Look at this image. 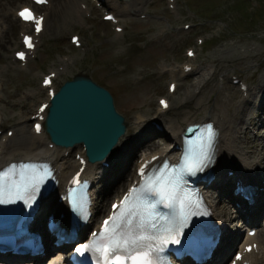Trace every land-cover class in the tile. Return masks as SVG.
<instances>
[{"label":"rangeland","instance_id":"374dc122","mask_svg":"<svg viewBox=\"0 0 264 264\" xmlns=\"http://www.w3.org/2000/svg\"><path fill=\"white\" fill-rule=\"evenodd\" d=\"M142 1V4L135 5L140 10L138 13L121 18L118 25L124 27L125 32L120 35L114 25L103 20L105 11L93 6L90 0L88 3L93 6V10L81 16H78L74 0H56L47 19L46 31L41 36L40 47L35 53L39 59L35 62L31 59L27 67L19 66L13 56L14 51L21 46L22 27L14 24V21L12 26L8 22L9 31L0 42V74L6 82L8 96L4 101L0 100L2 127L15 131L18 140L25 142L29 138L31 123L25 128L19 118L34 113L39 103L47 99L40 83L42 75L51 70L58 72L55 80L57 86L77 75H85L110 90L116 109L125 117L128 126L119 152L122 146L127 150L131 145L133 148V138L143 135V132L147 134L146 141L151 140L149 146L152 143L168 146L165 130L169 125L178 121L185 125L187 119L200 120L216 102L225 101L226 98L232 101L230 113L234 115L236 106L244 99L239 86L232 83V76L257 86L260 74L264 73V0H177V4H174L175 13L168 0ZM65 2L71 5L64 9ZM123 3L133 6V0ZM5 4L6 1L1 0L0 17L9 12L11 19H14L12 11H16L19 6L4 7L7 6ZM61 10L63 14L58 22ZM144 15L147 20L141 19ZM163 20L170 22L164 23ZM185 25L190 28L185 29ZM72 34L81 36L82 48L72 46L69 40ZM201 40H204V44L198 46ZM189 48L195 49L196 59L190 60L186 56ZM249 52L256 53L259 58L251 59ZM190 62L200 71L184 77L180 68ZM176 66L179 67L176 78L166 79L164 75L169 71L165 73L162 68L168 70ZM259 67L262 70L253 77ZM59 69L62 71L59 72ZM170 81H175L179 86L173 97H169L167 91ZM200 82L203 85L199 88ZM250 96L251 110L239 125V131L240 136L245 137L243 129L247 128V142L252 144L264 136V127L255 124L256 98L252 94ZM159 97H166L171 102L170 111L160 119L156 113ZM140 114L146 120L142 126L137 124ZM155 123L160 124L159 131L162 133L154 134L145 130L156 128ZM22 128L24 132L18 133ZM138 139L141 137L135 140ZM14 146L10 143L9 149ZM241 147L245 148V153L250 154L252 151L245 147V143ZM158 149L141 146L133 163L142 154L154 153ZM255 159L257 161L252 156L249 162ZM133 163L128 172L135 170ZM262 169L264 164L259 168ZM106 176L111 178L112 173ZM134 178L133 173L127 178L126 184H130ZM102 187L100 183L98 188L101 190ZM125 189L122 188L118 195L104 191L98 201L100 209L104 203L109 205L116 196L120 197ZM208 192L213 196L211 199L217 212L222 214L218 193L214 189ZM226 220L230 222V219ZM240 222L237 221L238 225Z\"/></svg>","mask_w":264,"mask_h":264},{"label":"bare ground","instance_id":"6f19581e","mask_svg":"<svg viewBox=\"0 0 264 264\" xmlns=\"http://www.w3.org/2000/svg\"><path fill=\"white\" fill-rule=\"evenodd\" d=\"M5 1V5L7 6L4 7H12L13 5L19 6L21 9L26 6L24 5V1L26 0ZM133 3V6H121L119 0H105L104 6L109 10L107 14L114 13L116 18L118 19L124 15L138 12V9L134 7L136 4H142L143 1L134 0ZM64 4V9L67 8V5H71L70 3L67 4L66 2ZM80 4L81 1L77 0L78 7L82 9L83 7ZM61 14H63L62 10L58 16V22H60L59 19L61 17ZM7 15H9V18H7ZM7 15L5 13V15L0 18V23L2 25L3 32H5L6 24L9 22L12 26L13 22V19H11V15L9 12L7 13ZM45 30L46 28L44 29V31ZM249 54H251V59L253 60L259 58L256 53L249 52L248 56ZM187 66L192 65H185L182 69L183 73L185 72ZM261 70L262 69L259 67V72L254 71L253 77H255L257 73H260ZM170 72L171 77L175 78L174 73L176 72V70L173 68L170 70ZM260 77L261 79L257 81L258 84L256 88L248 87L247 90L243 91V93L249 94V92L253 91L254 95L259 97L257 102L258 105L255 104V108H257L255 124H261V126L264 127V73H261ZM198 85V87L200 88L203 85V82L198 83ZM2 88V98H8L6 94L7 89L5 88L4 83L2 84ZM11 97L12 95L10 96V98ZM44 103L45 102L40 103L38 107L40 108ZM231 103L232 101L228 100L227 98L225 99V101L223 100L216 102L215 105L211 107L200 120L187 119L186 124L189 125L193 123H202L210 121L216 124V127L219 131L216 163L214 166V170L217 176L219 177V181L214 182L212 184V186H214L215 188H219L217 192H220L222 196L221 199H223L222 201H224L221 202L222 204L220 205L223 212V218L219 219L216 215L218 224H220L224 228L225 232L224 242L222 246L223 249H220L219 259H225V257L229 253H231L234 248H236V238L242 236V233H240L242 231V227L241 229H236L233 233L232 226H235L238 218H243L244 220H248L250 226H254V228H257V226L259 227V232L257 236L253 238H250L248 236L244 237L246 241L257 240L259 242V251L257 253H251L247 257L250 258L252 264H264V224L263 221H261L260 219V217L264 215V169H262L261 171L259 170L262 164H264V136L259 139L260 141H253L251 144L247 142L248 129L245 128L243 129L245 137H241L239 125L244 122L246 116L249 114V111L251 110V101L248 99H244L241 103H239V105H237L235 108L234 115H231L230 113V107H232ZM159 112L161 114H164L166 111H164L160 107ZM34 114H36V112L31 115L21 116L19 118V122L24 123V127H28V124L29 122H31L32 116ZM138 121L140 123H143L144 116H139ZM185 129L186 125L182 124L179 121L176 122V124L174 123L169 125L166 128V133L169 135L171 141L169 145L165 147H161L158 143H152L150 146H148L151 143V140L146 141L145 136L147 134L144 133L141 136L137 135L135 136V138H133L134 147L132 148L131 145V147H129L128 149V156L127 154H125V156L124 154H122V156L118 157L117 159H111L110 168H105L100 164H90L89 167L91 168V171L88 173L89 176H92L97 182L101 181V183L103 184L101 190H97L95 188L96 194L98 195L99 193L102 194L104 191H111L113 194L116 195L122 188L126 186V183L128 181L127 178L130 177L132 174V171L128 172V170H130V164L133 163L134 159L136 158V155L139 152L138 149L141 146L146 147L147 149H161H158L157 152L151 153L150 155L142 154L140 158L149 159L155 155L168 157L177 154L179 150L176 149L175 146L177 144L181 145V135L183 134ZM23 132L24 128L19 129L18 131V133ZM139 137H141V139L135 140ZM16 138L17 136L15 137V135L12 138H8L7 136L3 135L0 136V159H3L5 163H9L14 160H35L36 158L48 159L49 161H52L58 171V179L60 181L59 187L56 191L61 192L63 186L69 180L70 174L75 172L79 167L78 161L72 160L73 150L58 148L56 146L50 148V141L44 129L41 131L40 135H36L32 130V133L29 134V138L26 139L25 142L21 139L18 140ZM125 138L121 139V144L125 140ZM10 143L15 144V146L9 149ZM244 143L246 148L252 150L250 154L245 153V148L241 147V145ZM68 151H70L69 156H66V153ZM76 153H81V150L79 149L78 151H76ZM252 156L256 157L257 161L255 159L253 162L250 163L249 161L251 160ZM228 171H233L234 175L229 177L226 174V172L228 173ZM108 173H112L111 178H107L106 175ZM239 180H247L250 184L256 185L260 189L255 205L254 214L238 211L236 212L237 215L234 216V208L232 207V205L226 203V200H230V203L240 202L241 204L244 203L245 206H247V202L244 201L240 196H235L231 193L233 183ZM213 206L214 205H212V208L214 209ZM106 207L107 203H104L102 209H105ZM242 209H244L243 206H241V208L238 210ZM47 213L48 210L46 209L45 202L40 210L39 217L44 218ZM226 217L230 219V222L226 220ZM84 233L85 231H82V235Z\"/></svg>","mask_w":264,"mask_h":264},{"label":"water","instance_id":"95a60500","mask_svg":"<svg viewBox=\"0 0 264 264\" xmlns=\"http://www.w3.org/2000/svg\"><path fill=\"white\" fill-rule=\"evenodd\" d=\"M46 128L60 146L85 144L92 162L105 160L125 133L124 119L109 92L83 76L60 88L49 108Z\"/></svg>","mask_w":264,"mask_h":264},{"label":"snow or ice","instance_id":"6c2138e0","mask_svg":"<svg viewBox=\"0 0 264 264\" xmlns=\"http://www.w3.org/2000/svg\"><path fill=\"white\" fill-rule=\"evenodd\" d=\"M46 0H36V3H45ZM19 17L24 21H32L37 25L36 31L39 32L41 20L37 19L33 12L28 9L24 8L18 13ZM25 43L31 47L30 38L25 37ZM191 54V53H190ZM20 58H24V54H19ZM48 81H46L47 83ZM162 104L167 106L164 101H161ZM43 110V109H41ZM37 130H39V125L36 126ZM11 135V133H9ZM206 158V157H205ZM203 164V159H201L197 164L190 165V167H198ZM159 195L162 200H166L169 204L173 203L176 199L175 188L171 186V182L165 181L159 185L158 188ZM107 221L105 224L107 225ZM128 223L130 224L131 221L129 220ZM148 239V237L144 235H136L131 240L124 236L122 233H117L116 229L113 228L110 234L105 238V241L102 245H97L95 250L102 254L103 260L107 262V264H125L126 259H131L133 264H153L151 259H148V253L146 252H137L135 255H130L125 257L121 254L122 251H127L129 245L131 244L133 247L137 244L138 241H142ZM164 242H167L166 240ZM173 242H178L173 239ZM87 247V246H85ZM77 251H83V249H77ZM239 259V257H237Z\"/></svg>","mask_w":264,"mask_h":264}]
</instances>
